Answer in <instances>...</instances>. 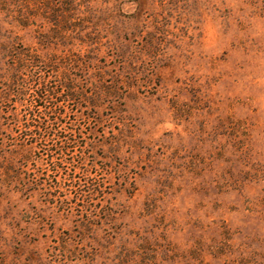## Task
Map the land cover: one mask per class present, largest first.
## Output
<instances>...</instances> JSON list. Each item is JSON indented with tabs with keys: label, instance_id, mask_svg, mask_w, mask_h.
<instances>
[{
	"label": "rangeland",
	"instance_id": "rangeland-1",
	"mask_svg": "<svg viewBox=\"0 0 264 264\" xmlns=\"http://www.w3.org/2000/svg\"><path fill=\"white\" fill-rule=\"evenodd\" d=\"M0 264H264V0H0Z\"/></svg>",
	"mask_w": 264,
	"mask_h": 264
},
{
	"label": "trees",
	"instance_id": "trees-1",
	"mask_svg": "<svg viewBox=\"0 0 264 264\" xmlns=\"http://www.w3.org/2000/svg\"><path fill=\"white\" fill-rule=\"evenodd\" d=\"M67 90H71L69 88H65ZM52 91L51 88H47L45 85H39L37 87V89L34 91V96L36 100H43V101H48V93ZM17 96H24L23 93L21 92H16V97ZM68 98L72 97V95H68L67 96ZM44 110H46V108L44 107ZM27 123V127L25 129L29 130V131H37V130H40V129H46L47 128V125L51 124V125H57L59 123L58 119H53L51 120L50 118H48L47 120H44L43 122H37L36 125H29L28 124V121L26 122ZM32 132H30L31 134ZM65 135L62 137V140L58 137V139L60 140L59 144H61L60 146L62 148H65L67 147L70 143L73 142V140L71 139L72 138V135L74 134H71V133H74V132H64ZM70 133V134H69ZM32 137V135L30 136Z\"/></svg>",
	"mask_w": 264,
	"mask_h": 264
}]
</instances>
